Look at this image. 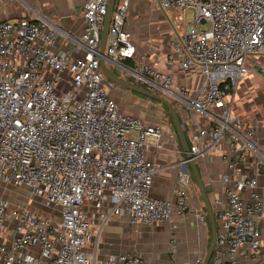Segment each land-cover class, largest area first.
Returning <instances> with one entry per match:
<instances>
[{"label":"built area","instance_id":"built-area-1","mask_svg":"<svg viewBox=\"0 0 264 264\" xmlns=\"http://www.w3.org/2000/svg\"><path fill=\"white\" fill-rule=\"evenodd\" d=\"M130 1L115 0L104 60L142 87L176 100L195 159L227 146L222 156L230 155L231 175H221L225 207L213 213L211 263L238 264L246 247H261L264 193L256 189L255 174L238 169L237 161L248 152L264 154L257 124L247 125L231 110L248 57L264 55V0H151L165 12H192L167 58L185 71L198 68L203 80L193 95L185 87L174 92L170 73L135 60L125 26ZM106 8L107 0H83V30L76 36L45 15L0 19V181L26 187L58 214L11 208L0 194V233L12 227L10 245L0 244V264H149L127 254L99 258L100 232L112 215L146 225L172 215L170 200L150 195L158 168L145 156L165 147L162 121L145 124L121 113L104 90L98 50ZM58 38L82 55L71 59L53 48ZM129 59L135 68L123 65ZM156 109L163 119V107ZM189 183L188 171L180 172L173 189L178 211L188 209ZM247 189L248 199L242 195ZM204 256L199 253L193 264H203Z\"/></svg>","mask_w":264,"mask_h":264},{"label":"crops","instance_id":"crops-1","mask_svg":"<svg viewBox=\"0 0 264 264\" xmlns=\"http://www.w3.org/2000/svg\"><path fill=\"white\" fill-rule=\"evenodd\" d=\"M42 1L41 5L46 10L43 15L71 35L82 33L83 18L80 10L83 0ZM186 12H165L151 0H131L125 26L136 47L135 60L143 58L155 69L170 73L174 92L177 93L180 87H185L189 94L193 95L203 80L198 68L192 66L185 71L179 67L177 61H170L167 58L171 40L191 22L185 21ZM206 26V24L199 25L201 28ZM53 48L66 51L71 59L82 55V51L74 50L71 42L61 38L56 40ZM135 60H125L123 65L133 69ZM246 62L248 71L236 86L231 111L233 116L242 119L247 125L257 124V145L264 154V55H252ZM106 66L115 75L136 83L129 72L119 70L110 62H106ZM109 82L111 84H108L107 93L116 101L121 113L137 117L145 124L162 121L165 147L151 148L145 156L158 168L153 178L150 195L153 198L170 200L173 209L169 220L156 221L149 225L132 224L126 217L112 215L100 232L97 255L99 258H105L111 254H127L149 264H193V259L199 253H206L209 246L210 222L195 180L190 173V167L183 162L185 154L179 146L180 141L172 127L173 124H170L164 109L165 116L163 119L160 118L157 109L152 108V99ZM166 98L178 111L180 123L185 128L183 131L186 141L187 139L189 141V129L182 120L176 100L173 97ZM226 150L227 146L223 144L219 149L209 150L203 157L195 159L213 213L216 208L225 207L223 197L225 183L221 180V175L224 173L231 175L227 166V161L231 159L230 155L227 153L225 157L222 156ZM183 165L190 175L188 209L178 211L174 205L173 189L178 175L184 171ZM237 167L255 174L256 189L264 193V158L248 152L243 158L238 159ZM249 194L248 189L242 192L246 199L249 198ZM45 210L54 218L57 217V212ZM200 215L203 216L202 220ZM9 226L6 233H0V244L6 246L11 242L12 227ZM259 227L260 249L254 251L246 247V255L239 258L238 264H264V215Z\"/></svg>","mask_w":264,"mask_h":264},{"label":"water","instance_id":"water-1","mask_svg":"<svg viewBox=\"0 0 264 264\" xmlns=\"http://www.w3.org/2000/svg\"><path fill=\"white\" fill-rule=\"evenodd\" d=\"M114 4H115V0H107V8H106V13H105V17H104L103 27H102L100 41H99V50H98L99 54L101 55L99 58L100 68H101L105 78L108 79L109 81H111L112 83H115L121 87L130 89L136 93H139V94L146 96L150 99H153L155 101H158L162 105H164V107L166 108V110H167V112L171 118V121H172L173 127L175 129L177 138L180 141L182 151L185 154V161L188 164V166L190 167L191 174L195 180L198 191L200 193V196L202 198L203 204L207 210V214L209 217L210 230H211V240H210L209 246L206 250L204 260H203V264H208V262L211 258L212 252L214 250V247H215L216 223H215V219H214V215H213L212 205L210 203L209 197L207 195L204 184L202 182V178H201L200 172L198 170V167L196 165L195 158L189 151L188 143L186 141V137H185L182 125L180 123L178 111L176 110V108L174 107V105L172 104V102L168 98H166L160 94L154 93V92L140 86L137 83L130 82V81H128L122 77L115 75L106 66V62L104 60L103 55H104V49L106 46L108 29H109V25H110V21H111V16H112ZM183 170L185 172H187V168L185 166H183Z\"/></svg>","mask_w":264,"mask_h":264},{"label":"rangeland","instance_id":"rangeland-1","mask_svg":"<svg viewBox=\"0 0 264 264\" xmlns=\"http://www.w3.org/2000/svg\"><path fill=\"white\" fill-rule=\"evenodd\" d=\"M41 3H43L42 0H0V19H13L21 16L29 17L37 14L43 15L46 10ZM191 20L192 12L191 10H187L185 13V21L190 22ZM108 84L111 83L105 79V92L108 91ZM147 100L149 101V99ZM152 102L156 104L152 107L153 109H155L156 106H159V104L157 105V101L153 100ZM0 194L10 201L11 208H34L43 211L44 213L48 212L45 210L47 208L44 207L42 199L38 196L32 195L24 186L15 187L11 184L0 181ZM56 218H58V214ZM98 228V222L96 221L93 225V230H97Z\"/></svg>","mask_w":264,"mask_h":264},{"label":"trees","instance_id":"trees-1","mask_svg":"<svg viewBox=\"0 0 264 264\" xmlns=\"http://www.w3.org/2000/svg\"><path fill=\"white\" fill-rule=\"evenodd\" d=\"M143 96V95H142ZM148 98V97H147ZM150 99V98H149ZM153 100V99H152ZM155 101V100H154ZM158 102V101H157ZM160 103V102H159ZM162 105V104H161ZM162 107H163V109L165 110V112H166V114H167V116H168V119H169V122H170V124L172 125V121H171V118H170V116H169V114H168V112H167V110H166V108L164 107V105H162ZM181 122V121H180ZM172 127H173V125H172ZM174 128V127H173ZM183 128V127H182ZM183 130H185V128H183ZM185 132V131H184ZM187 143L188 144H190V142L188 141V139H187ZM179 146H180V148H181V145H180V143H179ZM182 149V148H181ZM190 173H191V170H190ZM208 264H212L211 263V258H210V260H209V262H208Z\"/></svg>","mask_w":264,"mask_h":264}]
</instances>
